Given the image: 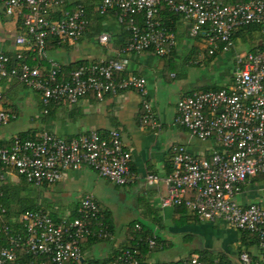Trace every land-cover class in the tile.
Masks as SVG:
<instances>
[{"label":"built area","instance_id":"2783aa9c","mask_svg":"<svg viewBox=\"0 0 264 264\" xmlns=\"http://www.w3.org/2000/svg\"><path fill=\"white\" fill-rule=\"evenodd\" d=\"M67 1L3 0L5 14L21 19L23 34L15 38V45L27 48L33 64L22 51L16 52L14 59L0 53V82L14 78L39 94L45 108L53 103L74 105L88 94L102 101L107 95L133 91L141 101V125L151 123L159 129L146 80L126 72L132 54L151 51L165 57L170 53L174 42L158 19L160 7L181 16L189 24L191 38L202 42L210 56L234 51L233 81L215 91L184 95L177 103L174 124L192 139L213 140L218 147L210 158L177 145L172 149L171 173L164 178L148 174L145 185L165 184L167 195L160 200L162 207L184 208L199 221L223 222L252 236L264 252V201L243 205L237 200L245 185L264 173V0L234 5L220 0H100L99 15L113 12L128 30V42L115 58L84 64L63 78L61 66L47 56V40L76 41L88 25L81 4H75L71 12L62 11ZM53 14L58 17L53 19ZM138 16L142 27L135 23ZM251 27L260 28V43L251 51H235L236 35ZM99 42L107 44L108 37L101 35ZM2 100L0 87V103ZM13 119L12 113L0 109V127ZM82 168L122 188L134 177L131 153L121 133L114 129L69 139L47 132L28 138L15 136L0 148V264H93L82 259L80 250L82 240L93 236L90 224L101 213L90 197L80 200L74 219L59 222L42 209L8 216L3 203L2 186L8 172L40 188L55 185L65 173ZM133 230L148 249L159 247L154 236L144 235L140 224ZM239 261L252 263L247 253H242ZM107 264L144 263L137 249L127 248ZM177 264L202 261L192 256Z\"/></svg>","mask_w":264,"mask_h":264},{"label":"crops","instance_id":"0c3cea01","mask_svg":"<svg viewBox=\"0 0 264 264\" xmlns=\"http://www.w3.org/2000/svg\"><path fill=\"white\" fill-rule=\"evenodd\" d=\"M220 1L225 5H234L247 0ZM99 3L100 0H68L64 3L62 11L66 12H71L75 4H81L86 11L88 25L82 37L76 41L47 40V56L61 66L63 75L79 64L82 66L115 58L127 44V28L117 22L113 12L99 15ZM166 13L161 7L158 19L174 42L170 53L165 57H157L151 51L132 54L126 72L146 80L149 97L160 123L159 129L153 128L151 123L141 125V101L133 91L107 95L102 101H98L93 94H88L74 105L53 103L47 108L42 105L39 94L34 92L30 100L33 113L29 120H25L16 111L17 101L13 103L10 100L12 96L18 99L19 88L23 85L14 78H5L0 82L3 94L0 107L12 111L14 119L0 127V148L6 147L15 136L30 137L40 132L64 139L91 131L106 133L114 129L121 133L122 141L131 153V170L134 175L128 186H114L99 178L92 170L82 168L65 173L63 179L55 185L40 187L46 191L53 187L50 190L52 194H58L63 199L67 197L64 203L61 202L60 208L71 215L57 216L52 212L50 216L57 222L65 218L74 219L80 200L85 197H90L99 207V219L90 224L93 236L85 238L80 244L81 256L85 262L107 264L114 261L121 251L135 248L139 252V260L144 264H177L192 256L199 257L202 264H241L239 256L242 253L249 254L254 262L264 264V252L258 249L254 240L223 222H201L184 208L162 207L160 200L167 195L165 184L161 183L157 187L145 185L144 179L148 174L164 178L171 173L172 149L177 145L184 146L196 156L210 158L218 147L213 140L203 142L192 139L185 129L174 124L177 103L184 95L229 86L234 73V51L210 56L202 42L191 38L188 22L181 16ZM53 15L57 17V14ZM18 22L21 23L19 17L5 14L3 0H0V53L14 59L15 53L22 51L28 57V62L33 64L27 48L15 45V38L23 34ZM135 23L142 27L141 17H136ZM101 35L108 37L107 44L99 42ZM260 39L261 35L257 31L250 30L243 35L239 32L235 37V51L242 52L245 48L248 51L254 50ZM27 103L29 104L28 98ZM8 173L3 187L10 195L16 192L18 196L21 194L20 183L24 181L14 172ZM251 185L252 180L238 196V203L246 205L264 201V197L258 196V190ZM55 187L57 188L54 189ZM72 189L77 193L73 195ZM129 195L136 208V216L124 220L118 216L114 220L112 212L107 209L108 201L123 203ZM40 198L41 195L36 197V205L37 209L43 210L45 205ZM15 203L17 198H11L9 207L14 209ZM135 224L141 225L144 235L154 236L159 247L150 250L145 243H141V236L133 230ZM160 231L164 233L163 240L158 238L157 232ZM171 236H180L178 238L185 245L189 241L193 244L187 255L179 257L170 250L166 251L170 247ZM143 247L146 249L143 250Z\"/></svg>","mask_w":264,"mask_h":264},{"label":"rangeland","instance_id":"374dc122","mask_svg":"<svg viewBox=\"0 0 264 264\" xmlns=\"http://www.w3.org/2000/svg\"><path fill=\"white\" fill-rule=\"evenodd\" d=\"M243 51H248L247 48L242 49ZM34 92L31 91L30 89L26 88V87H22L20 86L17 97L12 96V98H10V100L14 103L17 101V108L16 111L19 115V117L22 115L25 120H29L30 114L33 113V105L30 102V100L33 97ZM27 98L29 99V104L27 103ZM1 110H3L0 107ZM6 111V110H4ZM8 112L12 113V111ZM13 114V113H12ZM252 180V185L251 187L258 190V196L260 197H264V173L263 174H259L258 176H256L255 178L251 179ZM20 187L21 189V194H19L20 198H23L24 201L26 203H29L30 201L37 204V199L36 197H39L41 195L40 201L42 202L43 205H45L43 207V210L46 211L48 214L51 215V213L53 212L55 215L57 216H64V217H69L71 214L67 213L66 210H62L61 207V202L64 203L67 199V197H65L64 199L62 198V196H59L58 194L55 193H51L50 190H52L53 187H51L49 189V191L44 190L43 188H37V187H33L31 185L26 184L25 182L20 183ZM57 187H55L54 189H56ZM54 192V191H53ZM74 194H76L77 192H75L73 189L71 191ZM68 194V193H67ZM132 197L129 195L126 199V202H116V201H111L109 200L107 203V209L110 210L113 214L114 220H117L118 216H121L124 220V218H128L131 219L134 216H136V208L135 206H133V203L131 202ZM60 202V203H59ZM254 203H263V201L261 202H254ZM21 203L19 200H17V203H15V207H20ZM65 205V204H63ZM57 206L59 208H57ZM52 213V214H53ZM204 223H209V222H205V221H201ZM158 234V238H162V240L164 239V233L157 232ZM180 237V236H178ZM176 236H171V240H170V247L166 250H170L172 253L179 255V257H184L185 255H187V251L189 250V248L193 245L190 241L188 242V244H184V241L181 240L180 238H178ZM203 237H206L203 236ZM166 238V237H165ZM203 239V238H202Z\"/></svg>","mask_w":264,"mask_h":264},{"label":"trees","instance_id":"16d2710c","mask_svg":"<svg viewBox=\"0 0 264 264\" xmlns=\"http://www.w3.org/2000/svg\"><path fill=\"white\" fill-rule=\"evenodd\" d=\"M162 8L164 9V12L166 13V14H170L171 16H176V15H174V14H171V13H169L167 10H166V8L165 7H163L162 6ZM160 9H161V7H160ZM58 17V16H57ZM57 17H52L53 19H56ZM177 17V16H176ZM18 25L19 26H21V28H22V25H21V23H19L18 22ZM257 31L258 33L260 32V28H253V27H251V28H244V29H242L241 30V35H243L245 32H247V31ZM56 41V40H55ZM81 64H79V65H77V66H75V67H72L68 72H67V74L65 73V75H63V73H62V77H64V76H67L68 75V73H70L71 71H73V70H75V69H77L79 66H80ZM21 137H23V138H28V136H26V135H22ZM23 180V179H22ZM24 181V180H23ZM25 182V181H24ZM26 183V182H25ZM27 184V183H26ZM47 186H49V185H47ZM2 189H4L3 191L5 192V197H4V200H3V203H4V205L6 206V208H7V210H8V216H15V217H17L20 213H22V212H24V211H26V210H36L37 208H38V206L35 204V203H33V202H29V203H26L25 201H23L20 197H19V195L17 196V193L16 192H14V195H10V193H8L7 191H6V189H5V187H3L2 186ZM11 198H17V200H19L20 201V203H21V205H20V207H15L14 209H11L10 207H9V200L11 199ZM102 215H103V213H102ZM100 217V216H99ZM99 219V218H98ZM55 220V219H54ZM55 221H57V220H55ZM244 236H247V237H249V239H252V240H254L255 241V239L252 237V236H250V235H248V234H245V233H242ZM255 243H256V241H255ZM143 250H145L146 248L145 247H143L142 248ZM26 259H28V258H26ZM91 263V262H90ZM261 263V262H260ZM93 264H96V263H93ZM251 264H259V263H256V262H254V260L252 259V263ZM262 264V263H261Z\"/></svg>","mask_w":264,"mask_h":264}]
</instances>
